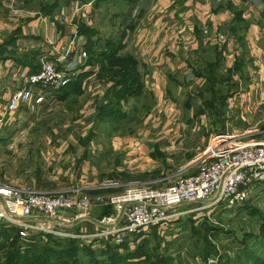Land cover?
Listing matches in <instances>:
<instances>
[{
	"label": "crops",
	"instance_id": "0c3cea01",
	"mask_svg": "<svg viewBox=\"0 0 264 264\" xmlns=\"http://www.w3.org/2000/svg\"><path fill=\"white\" fill-rule=\"evenodd\" d=\"M84 1L0 0V129H16V125L25 122L42 101L58 99L64 108L76 104L79 116L73 120L74 130L63 140L64 153L60 165L63 164L67 171L74 170L75 164L78 165L77 178L70 179L71 182L77 180V189L94 191L103 188L110 191L115 188L102 187L96 174L98 164L92 159L97 156L96 152L103 150L100 136H105L110 151L122 156L123 163L115 166L118 169L115 172L125 170L136 175L157 171L160 175L148 177V180L166 177L162 174L169 166L174 167L173 172L190 170L193 162L182 167L184 163H172L173 157L195 156L205 147L213 132L233 131L264 139L263 0H143L137 18L131 17L134 13L131 12L140 0H136L135 4L127 3L125 12L130 14L126 15L127 20H123L106 37L110 35L122 40L124 46L118 55L132 52L139 59L138 70L143 88L120 101L128 114L140 106L144 108L146 130L132 136L127 129L122 130L124 123L130 119L117 124L105 122L93 130L91 137H88V129L92 125L90 116L96 101L105 95L109 83L97 75L98 64H88L87 53L86 56L80 53L85 50V36L80 32L82 25L96 30L93 34L95 41L97 37L105 36L96 24L100 13L98 0H94L91 7L76 10ZM241 41L245 52H242ZM102 43V39H98L97 47L100 48ZM129 46L132 50L128 49ZM215 55L220 57L217 72H228L231 81L238 83L227 99L224 126L218 128L214 127L206 113L194 114L200 106L198 92L205 81L204 75H199L197 71L203 69L204 62L212 60ZM42 56L57 60L61 67L68 70V78L62 86L71 82V76L80 74L79 90L63 94L58 89L61 85L51 87L26 83L23 76L40 64ZM238 61L241 66L236 71L233 67ZM16 91H19L18 107L8 111L5 109L8 97ZM187 101L190 106L189 103L186 106ZM86 107L89 109L87 112L84 110ZM181 107L193 113L183 117ZM21 108L24 109L22 113L19 112ZM152 109L156 110L150 113ZM81 116H85L84 119ZM235 118V124H241L245 129L243 132L234 128L229 130ZM219 128L222 130L218 131ZM196 130H199L197 135L201 138H191L192 151L178 147L176 142L183 144L180 139L182 134H191ZM84 139L88 141L83 142ZM176 139L180 141L175 142ZM76 143L75 149L72 148L71 145ZM197 148L200 150L197 151ZM133 177H122L124 182L121 183L126 184V180L129 182ZM104 206L95 204L90 211L100 209L101 214ZM100 214L97 217L87 215L81 220H97ZM94 227L91 226V230ZM211 264H217V261Z\"/></svg>",
	"mask_w": 264,
	"mask_h": 264
},
{
	"label": "rangeland",
	"instance_id": "374dc122",
	"mask_svg": "<svg viewBox=\"0 0 264 264\" xmlns=\"http://www.w3.org/2000/svg\"><path fill=\"white\" fill-rule=\"evenodd\" d=\"M127 3L128 2L125 0H100V13H98L99 16L96 17V24L100 32L105 34V36L101 38L102 41L106 39L107 34L112 33L115 27L120 26L123 20H127L126 15H130L125 12L126 8L128 9ZM142 4H144L143 0H140L138 5L136 4V9L134 8L135 10H132L131 13H134L131 17H138V11ZM128 49L132 50L131 46H129ZM84 110L86 112L89 111L87 107ZM84 110L82 112H84ZM155 110L156 109H152L149 112L152 113L155 112ZM19 112H24V109L21 108ZM31 112V116L28 117L25 122L21 124L18 123L16 129L14 127L5 128V130L0 129V182L13 185H34L54 191L76 188L80 193H87V190L83 191L82 189H77V187H79V184H75L77 180L70 181V179L77 178L79 174L78 170H76L78 169V165L75 164L76 166H74V168L72 167L74 170L71 171L65 170V167L62 166L63 164L60 165L61 159H63L61 155L64 153L62 152L64 150V147H62L63 140L70 131L74 130L75 124H73V120L79 116L76 104L64 108L58 99L47 100L45 102H40L37 108ZM180 113L182 114L180 115L184 117L189 116L190 113L193 112L184 107ZM129 114H131L132 118L127 123H124L123 131L127 129L132 136H135L138 132L146 130L144 124V117H146V114L142 106L137 110L134 109ZM81 117L84 119L85 116ZM236 120L237 118L234 119V123L230 125L229 130L234 128L243 132L245 129L242 128L241 124H235L237 123L235 122ZM64 123L72 125L67 126V124L64 125ZM214 127L218 128L219 126ZM68 129L69 131H67ZM89 130L90 127L88 131ZM217 130L219 131L222 129L219 128ZM198 132L199 130L191 134H180V139H182L183 144L176 142L180 141V139H176L175 142L178 147H185L189 149L190 152L192 151L190 150L192 144L189 141H192L191 138L194 136L197 140L198 138L200 140L201 137H198ZM15 133L16 137H14ZM100 137L103 139V142L101 140L102 144L104 143L103 150L98 153L96 152L97 156H94L95 158L93 157L92 159L98 164L97 170L99 171H97L96 174L99 176V181L112 179L118 180L120 183L124 182L122 181L124 180L122 177H130L132 174L125 170L120 173L115 172L116 170L118 171L115 166L123 163L122 156L116 152L110 151L105 136ZM77 144L78 143L71 145L72 148L75 149ZM198 150H200V148H197V151ZM201 151L202 150L199 152ZM189 152L188 154H190ZM91 153L89 154L92 156ZM195 156L189 157V155H186V157L183 158L176 157L178 160L173 157L172 163L176 165L184 163L182 166L184 167L190 165ZM196 164L197 163H194L191 169L186 172H173L175 170L173 169L174 167L169 166L166 168L167 170H165V173L162 174V176L166 175V177L153 180H148L147 178H155L160 175L156 172L150 174L138 173L136 176L140 179L133 177L134 179L131 178L132 180L129 182L138 181L143 182V184L149 187H161L168 181L174 180V178L179 175L193 171ZM110 168H113V171ZM126 182L129 183L127 180ZM73 184L74 186H72ZM124 186L125 184L121 183V185L116 188L122 190ZM102 187L106 188V186ZM110 191L117 192L116 189H110ZM110 191L104 190L100 191V193L108 194ZM205 203L206 201H204V204ZM202 204L201 201H197L178 205V212L173 214L164 225L154 229L159 233L157 236L154 234V231L150 229V231L145 232L138 241L146 243L149 252L157 251L161 255L168 253L171 256V258L169 257V264H177L179 262H182V264L188 262L192 264H207L210 257L204 259L199 253L195 252L199 246L205 245L206 243H210L209 245L210 248L214 250V255L218 256L217 264H224V262L226 264V261H224L225 259L229 263L256 264L257 262H254L252 258L247 257L244 253V250H248L246 248L248 246L251 247L250 250L253 249L252 254H254L256 260L264 259L263 181L254 185L249 196L242 203H238L231 207H226L221 203L208 207H203L201 206ZM242 204L243 206H241ZM90 210L91 208L89 209V214L85 216L93 215V217H97L100 214V209ZM95 220L94 218H92V220H81V218H77L70 225V228L74 232H81L83 230L86 232H93L96 230L94 226H98ZM91 226L94 227L92 230ZM45 233L48 232L39 233L41 234L39 237L42 242L47 239L46 236L42 235ZM203 233H206V235H203ZM10 235L12 234H4L0 237L1 241L9 238ZM53 235L62 240L63 238L75 237L81 240L82 243H89L91 245H100L103 244V241L113 242L111 238L98 235L89 236L87 238L80 236H62L60 234ZM260 238H262L263 241L260 242ZM242 244L243 247L241 246ZM129 246L134 247L133 244H129ZM222 254L223 258L225 257L224 260H222Z\"/></svg>",
	"mask_w": 264,
	"mask_h": 264
},
{
	"label": "built area",
	"instance_id": "2783aa9c",
	"mask_svg": "<svg viewBox=\"0 0 264 264\" xmlns=\"http://www.w3.org/2000/svg\"><path fill=\"white\" fill-rule=\"evenodd\" d=\"M93 3L94 0H86L76 10L91 7ZM80 53L86 56V50ZM67 77L68 70L46 56L40 58L37 71L23 76L26 83L51 87H58ZM18 104L19 91H16L8 97L5 109L15 110ZM193 163H197L193 171L161 187L133 181L122 190L108 194L80 193L76 188L54 191L0 182V221L14 226L22 237L40 232L84 238L98 235L115 243L127 238L129 244H134V234L164 225L182 203L201 201L203 207L220 203L231 207L245 201L254 185L264 182V139L233 131L213 133ZM100 185L118 187L121 183L108 179ZM95 204H111L113 210L97 218L95 231H72L70 225L83 218ZM216 261L218 256L213 255L207 264Z\"/></svg>",
	"mask_w": 264,
	"mask_h": 264
},
{
	"label": "trees",
	"instance_id": "16d2710c",
	"mask_svg": "<svg viewBox=\"0 0 264 264\" xmlns=\"http://www.w3.org/2000/svg\"><path fill=\"white\" fill-rule=\"evenodd\" d=\"M125 1L128 4H135L136 2V0ZM99 3L100 0H98ZM80 32L85 36L86 62L90 65L98 64L97 75L109 83L105 95L101 100L96 101V107L90 116L92 125L90 126L88 137H91L94 135L93 130L99 128L105 122L117 124L132 118L123 108L120 100L121 98L127 99L129 96L141 91L143 81L138 70L139 59L137 55L132 52L118 55V52L124 46L121 39H114L108 35L100 48H98L96 42L101 38L97 37L96 41L93 39V34H95L96 30L87 25H82ZM241 45L242 52H245L243 41H241ZM219 65L220 57L219 55H215L212 60L204 62L203 69H198V74L204 75L205 81L198 92L201 97L200 109L198 108L197 111H194V114L206 113L211 117L214 126L222 127L224 126L227 99L238 87V83L231 81L228 72L226 74L217 72ZM240 66L241 63L238 61L233 68L237 71ZM39 68L40 64L32 69L31 72L37 71ZM70 81L68 85H61L58 88L63 91V94L70 90H79L81 75L71 76ZM188 103L190 106V102L188 101L186 106H188ZM86 141L88 140H83V142ZM102 189L87 190L86 192L96 193L104 191ZM114 189L116 191L119 190L116 187ZM112 210L111 204H105L100 216L110 213ZM156 228L158 226L152 227L151 231H154V234L157 236L159 233L154 230ZM4 234L12 235L4 241L0 239V264H169V257L171 258L168 253L161 255L157 251L149 252L146 243L138 241L143 232L134 234V247L129 246L127 238L120 243L103 241V244L91 245L89 243H82L81 240L75 237L63 238L62 240L61 238L54 237L52 233L42 234L47 237L42 242L39 237L41 234L34 233L28 237H22L14 226L0 221V237ZM203 235H206V233H203ZM259 241L261 242L263 239L260 238ZM209 244L206 243L199 246L195 252L199 253L204 259L211 257L214 255V250L210 248ZM241 246L243 247V244ZM246 248L248 250H244V253L247 257L252 258L254 262H257L256 264H264V259L256 260L254 254H252L253 249L250 250V246ZM224 259L225 257L223 258L222 254V260ZM224 261H226V264H238L229 263L226 259ZM177 264H182V262Z\"/></svg>",
	"mask_w": 264,
	"mask_h": 264
}]
</instances>
